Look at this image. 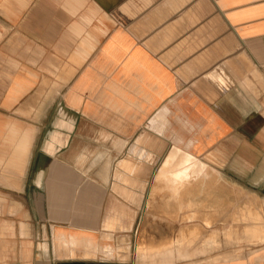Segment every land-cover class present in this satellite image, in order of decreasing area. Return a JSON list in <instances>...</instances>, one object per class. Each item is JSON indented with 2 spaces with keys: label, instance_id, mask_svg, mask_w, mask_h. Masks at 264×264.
I'll return each instance as SVG.
<instances>
[{
  "label": "crops",
  "instance_id": "crops-1",
  "mask_svg": "<svg viewBox=\"0 0 264 264\" xmlns=\"http://www.w3.org/2000/svg\"><path fill=\"white\" fill-rule=\"evenodd\" d=\"M254 209L264 0H0V264H264L142 257Z\"/></svg>",
  "mask_w": 264,
  "mask_h": 264
},
{
  "label": "rangeland",
  "instance_id": "rangeland-1",
  "mask_svg": "<svg viewBox=\"0 0 264 264\" xmlns=\"http://www.w3.org/2000/svg\"><path fill=\"white\" fill-rule=\"evenodd\" d=\"M161 173H163V172H161ZM199 173H201V172L200 171H197V170H190L189 172H187V171L186 172H181V171L174 170L172 172H169L168 173L169 174L168 180L169 179L172 180L173 181V184H174V186L172 187L173 193L175 195L174 198H176V194H178V192L180 191L181 184L183 183V180H182V176L181 175L182 174L184 176L187 175V178H189L191 180V179H195ZM163 179H165V178H163ZM163 181H165V180H163ZM224 192L225 191L223 190V193ZM170 205H172V204H170ZM222 205L224 206V205H227V204L222 203ZM143 206H144V204H143ZM147 206H149V204H147ZM164 206H165V204H163V207ZM168 207H170V206H168ZM173 207L180 208L181 207V204L180 203H174L173 204ZM253 211H254V216H256L255 218H252L253 221H252V219L251 220H246L244 218H241V219L240 218H237V220L238 221H241V220L247 221L248 223L250 222L252 225L253 224L254 225L255 224H259V223H264V215L259 210H257V209H254ZM222 221H223V226H228L229 225L228 219H222ZM234 221H236V219H234ZM176 222H178V220H176ZM247 228H249V227H247ZM247 228H245V229H247ZM245 229L243 230V233L240 234V235L233 234L230 229H227L225 231V233L221 236V240L220 241L218 240V237L217 236H214V235L207 236V238L208 237H211L210 238V241H213V242H210L209 241V243H208V244H210L211 248H214V249H218L220 247L222 248V252H220L219 254H217L218 257L216 255V258H220L219 257L220 255L230 254V253H234V254H237V255H235L233 258H229V259L222 258V259L223 260L235 259V258H238V257L242 256L241 255L242 253H249L250 254L249 257H250L252 255V252L255 249H257V248H254V247H256L257 244H262V245L264 244L263 242L259 241L256 238V235L254 233L255 231L260 230V227L254 228L256 230L251 229V232H253V234H252L251 237L244 235ZM180 231H182V230H180ZM182 234L179 233V234H177L178 236L175 235L170 240L173 241L174 238L177 239V237H181ZM194 235L196 237L200 236V235L197 236L196 234H191V236H194ZM188 236H190V235H187V237ZM203 239H204V236H203ZM201 243H204V242L202 241ZM216 243H217V248H215ZM194 256H196V255H194ZM190 257H193V256H190Z\"/></svg>",
  "mask_w": 264,
  "mask_h": 264
},
{
  "label": "bare ground",
  "instance_id": "bare-ground-1",
  "mask_svg": "<svg viewBox=\"0 0 264 264\" xmlns=\"http://www.w3.org/2000/svg\"><path fill=\"white\" fill-rule=\"evenodd\" d=\"M262 226H264V225H261L260 226V230L254 232L255 235H256V237H260V239H259L260 241L261 240H264V228ZM256 227H259V226H254V228H256ZM248 229L249 228H247V230ZM253 230H256V229H253ZM194 232L195 231L193 230V231L189 232V234H187V233L186 234L185 233L182 234L181 233L182 234V236L180 235L181 237H177V239L174 238L175 240L173 239V241H171V240L165 241V243L163 241L164 244L161 241L160 243L163 244V247H161L162 245L161 246L158 245L159 247L158 246H156V247L154 246L155 249H153V251H149L147 254H143L142 257H146V259H147V257H150V256H152V257H157V256L159 257L160 256L162 258L169 259V258H175V257H178V258H187V257H190V256L203 254L209 248H211L210 244H208L211 237H208L207 238V235H206V236H204V239H203V236H201V235H200L201 237L198 236L199 235L198 233L196 234L198 237H196L195 235L194 236H191V234H195L196 233V232L195 233ZM197 232H199V231H197ZM187 235H190V236L187 237ZM246 236H247V234H246ZM202 241L204 243H201ZM210 242H213V241H210ZM144 244H145V242H144ZM215 248H217V243H216ZM141 253H143V251ZM235 255H237V254L230 253V254L220 255L219 257L221 259L222 258L229 259V258H233ZM217 257H218V255H217ZM139 260H140V258H139ZM154 260H156V258H154ZM160 261H161V259H160ZM156 262H158V261H156Z\"/></svg>",
  "mask_w": 264,
  "mask_h": 264
}]
</instances>
